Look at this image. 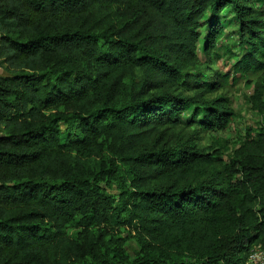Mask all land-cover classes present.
Here are the masks:
<instances>
[{"label":"trees","instance_id":"16d2710c","mask_svg":"<svg viewBox=\"0 0 264 264\" xmlns=\"http://www.w3.org/2000/svg\"><path fill=\"white\" fill-rule=\"evenodd\" d=\"M221 46L264 115V0H0V264H244L264 247V126L228 161L182 135L234 115L210 74Z\"/></svg>","mask_w":264,"mask_h":264},{"label":"rangeland","instance_id":"374dc122","mask_svg":"<svg viewBox=\"0 0 264 264\" xmlns=\"http://www.w3.org/2000/svg\"><path fill=\"white\" fill-rule=\"evenodd\" d=\"M231 29V25L226 27V31H231ZM226 39L228 42L231 41L229 38ZM219 52L221 58L216 59L213 56L216 64L210 68V74L215 75L216 78L219 77L214 73V70L220 71L221 74H227L228 83L215 95H224L229 98L234 115L225 128L199 133L195 131V128L189 127L183 129L182 135L185 138L191 136L193 142H196L201 147L213 145L219 150L221 158L228 161L232 156L233 150L244 140L246 127L258 128L264 126V115L253 109L250 102L256 77L249 74L241 75L233 67V62L236 60L235 55L228 53L225 47L221 46ZM4 74H6L4 65H0V75Z\"/></svg>","mask_w":264,"mask_h":264},{"label":"built area","instance_id":"2783aa9c","mask_svg":"<svg viewBox=\"0 0 264 264\" xmlns=\"http://www.w3.org/2000/svg\"><path fill=\"white\" fill-rule=\"evenodd\" d=\"M244 264H264V247L254 245L249 251Z\"/></svg>","mask_w":264,"mask_h":264}]
</instances>
